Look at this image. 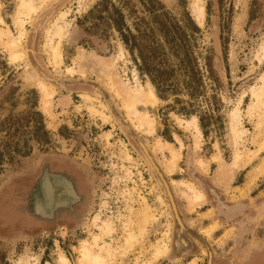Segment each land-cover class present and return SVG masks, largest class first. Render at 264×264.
<instances>
[{"label":"rangeland","instance_id":"374dc122","mask_svg":"<svg viewBox=\"0 0 264 264\" xmlns=\"http://www.w3.org/2000/svg\"><path fill=\"white\" fill-rule=\"evenodd\" d=\"M193 1L0 0V264H59L61 253L78 264L83 243L107 264H203L201 240L202 253L178 254L177 216L191 230L210 220L200 229L207 246L243 249L228 253L231 264L261 248L264 0H198L201 23ZM22 2L39 5L29 20L18 11ZM180 41L200 70V94L192 107L183 103L194 110L187 115L175 101L187 100L179 71L171 77L178 91L162 99L139 70L143 58L174 63L169 46ZM14 50L23 58L14 60ZM129 100L139 128L123 109ZM171 149L179 158L168 172ZM44 171L76 179L73 212H36ZM181 182L202 194L194 206ZM216 195L239 216L212 222Z\"/></svg>","mask_w":264,"mask_h":264},{"label":"flooded vegetation","instance_id":"af4514ba","mask_svg":"<svg viewBox=\"0 0 264 264\" xmlns=\"http://www.w3.org/2000/svg\"><path fill=\"white\" fill-rule=\"evenodd\" d=\"M71 175L65 172L58 173H46L43 172L41 178L42 182H40V203L36 207V212L41 216V218H51V213L55 210L61 211V213L73 212L72 205L76 206L80 202L81 194L79 192V184H77L76 179L72 180ZM206 190V189H205ZM208 196V191H205ZM216 193V191L214 190ZM211 206L214 210V220L217 221L219 218L220 221L228 222L234 218H237L238 213H233L235 209L234 206H227L223 203L217 201L216 199H212ZM171 207L175 216H177V210L174 208V204L171 202ZM57 212V211H55ZM231 214V215H230ZM186 218V217H185ZM191 218V217H190ZM178 220V228L176 230V240L175 244L179 246L180 252L178 253L180 256H185L186 258H190V256H196L202 252L199 251L200 248L196 247L195 239L201 240L204 244V248L206 249V256L203 258V264H231L230 258L227 256L228 253H231L232 250L227 251H218L217 247L213 244V246H207L206 243L202 239H206V237L201 234L200 229L205 228L209 221H203L199 230L192 229L186 224V222H182L177 216ZM193 234L195 237H192ZM249 245V244H247ZM236 249V250H235ZM235 250L234 254H240L243 252L241 248H233ZM232 251V252H233ZM241 255V254H240ZM239 260L238 257L234 256ZM188 260V259H187ZM240 260H242L240 258ZM245 264H264V243H262L261 248L257 252H251L249 258L245 261Z\"/></svg>","mask_w":264,"mask_h":264},{"label":"bare ground","instance_id":"6f19581e","mask_svg":"<svg viewBox=\"0 0 264 264\" xmlns=\"http://www.w3.org/2000/svg\"><path fill=\"white\" fill-rule=\"evenodd\" d=\"M197 1L198 0L193 1V11L196 14L197 20L201 23L203 21V6H202V4L199 5L197 3ZM38 10H39V5L33 6L31 4H25L23 2L18 4V11L22 15L26 16V20L27 19L29 20L32 15H35L38 12ZM63 16H64V14L61 13L60 17H63ZM0 21H1V19H0ZM23 22H24V20L21 22V27H23ZM22 36H23V31H22V34L19 35V37L12 40L10 45L12 46L13 49L20 46ZM118 49H119V46H118ZM119 52H120V55L123 52L121 47H120ZM263 53H264V47H262L260 50V56L258 57V60H261ZM57 55H58V53L55 49L54 50V58L55 59L57 58ZM12 57L14 60H19V59L23 58V52L21 50H14L12 53ZM148 89L149 90L147 93V98L151 102H156L157 97L155 95L153 88L150 85H148ZM43 91H44L45 97L50 98L52 96L51 93L47 92V90L45 89V86L43 87ZM122 106H123V109L126 111V114L130 118V120H132V118H135L137 120V123H134V125H136L139 128V126L141 125L140 124L141 117L137 112L135 103L133 101L129 100L128 102L123 103ZM262 145H264V144H262ZM170 151H171V155H172L171 156L172 161L170 162V164L168 166L166 165V167H167L166 170L168 172H172L174 170L175 164L179 158V154L176 151H174L173 149H171ZM239 159H240L239 155L238 154L235 155V157L233 159V166H236ZM180 186H185L191 191V197H188V202L191 206H194L199 200L202 199V194L197 189H195L191 183L181 182ZM107 232H108V230L103 229V230L99 231V234L94 235V236H95V238H98L102 234L107 233ZM92 248H93V244H90V243L89 244L83 243L81 246H79V249L77 251V253H78L77 263L78 264H107L104 257L101 256L99 253H95ZM165 250H166V242L165 241L162 243H157L156 246L154 247L152 257L154 259H156L160 255H162L165 252ZM58 261H59V264H69L68 259L62 253L59 254Z\"/></svg>","mask_w":264,"mask_h":264},{"label":"trees","instance_id":"16d2710c","mask_svg":"<svg viewBox=\"0 0 264 264\" xmlns=\"http://www.w3.org/2000/svg\"><path fill=\"white\" fill-rule=\"evenodd\" d=\"M169 50L173 52L176 57V61L174 63L162 60L154 63L150 62L146 58H143L139 70L149 78L155 88L157 96L162 99L166 98L168 90L171 92L178 91V88L171 80V77L175 70L179 71L180 76L182 77L180 86L185 92L187 100L184 101L177 98L175 101L176 103H181V106L178 108V112L187 115L194 111L192 108L188 109L187 107H192L194 99L200 94V70L196 62L188 56V52L184 48V43H181V41L169 46ZM173 94L177 95V93ZM183 103H186L188 106L183 105ZM199 121L201 127L203 128L204 124L202 123L201 117H199Z\"/></svg>","mask_w":264,"mask_h":264}]
</instances>
